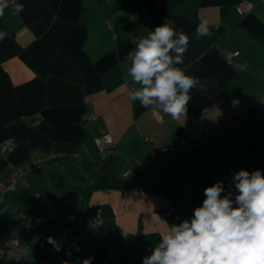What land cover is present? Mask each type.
I'll return each instance as SVG.
<instances>
[{
    "label": "crops",
    "instance_id": "1",
    "mask_svg": "<svg viewBox=\"0 0 264 264\" xmlns=\"http://www.w3.org/2000/svg\"><path fill=\"white\" fill-rule=\"evenodd\" d=\"M241 1L254 8L239 15L235 7ZM15 4H23V12L13 14ZM15 4L9 3L0 16L6 34L0 40V146L13 145L11 152L0 154V179L35 154L52 155L43 162L44 170L76 156L91 164L99 158L94 137L107 133L116 150L98 167L97 188L81 198L84 211L109 207L123 238L149 233L162 237L170 225L189 219L188 213L202 205L213 174L264 163V0ZM168 19L177 33L189 38L184 63L173 67L204 85L202 91L190 89L186 114L179 119L158 105L144 108L128 98V84L132 91L141 87L129 75L126 60L136 47L132 40ZM203 21L210 35L197 39V25ZM236 51L238 56L228 62L226 53ZM243 64L247 68L241 71L237 65ZM91 112L96 119L86 125L82 116ZM183 136L199 144L176 157L175 172L140 166L134 173L140 185L124 179L130 161L169 158L172 153L165 155L162 149ZM25 179L29 190L20 186L4 198L0 220L7 221L30 192L47 189L43 171L30 172ZM229 191L234 199L233 181ZM173 206L171 217H165ZM84 232L85 243L70 264L89 258L91 264H107L99 230L89 226ZM0 235L13 239L1 225ZM0 264L27 263L16 251L0 248Z\"/></svg>",
    "mask_w": 264,
    "mask_h": 264
},
{
    "label": "clouds",
    "instance_id": "2",
    "mask_svg": "<svg viewBox=\"0 0 264 264\" xmlns=\"http://www.w3.org/2000/svg\"><path fill=\"white\" fill-rule=\"evenodd\" d=\"M7 7L9 0H0V16ZM23 10V4H15L13 14ZM5 35L0 32V40ZM208 35V22L203 21L197 25L196 38ZM132 43L136 47L126 57L131 65L129 75L141 87L129 91V100H139L144 108L158 105L173 119L185 115L190 89L204 90L198 77L173 67L184 63L188 36L177 33L168 19ZM237 67L243 71L247 65ZM233 183L237 190L234 199L231 191L221 195L225 192L223 181L206 187L202 205L194 209L190 219L170 225L142 264H264V173L241 169L233 173ZM47 239L56 251L61 250L53 237ZM83 264H91V258Z\"/></svg>",
    "mask_w": 264,
    "mask_h": 264
},
{
    "label": "trees",
    "instance_id": "3",
    "mask_svg": "<svg viewBox=\"0 0 264 264\" xmlns=\"http://www.w3.org/2000/svg\"><path fill=\"white\" fill-rule=\"evenodd\" d=\"M2 31L3 24L0 19V32ZM103 161L99 157L90 164L78 157H72L64 161L59 168L44 170L43 167L38 170L43 171L47 176V189L30 192L28 198L20 201L15 208L16 213L19 210L24 211L30 218L26 233V240L30 245L29 253L24 252L20 255L21 262L36 264V259H38L43 264H70L71 259L81 251L85 243L84 230L89 227L96 210H100L101 224L97 229L101 243L106 249L107 264H140L145 256L151 254L150 250L161 241L157 233L123 238L117 233L114 217L109 207L101 205L84 211L81 198L97 188L95 177ZM139 167L134 168L130 177L136 174ZM262 168H264V163L241 169L252 172ZM177 169L176 160L170 157L159 171L170 174ZM241 169L213 174L211 185L216 181H223L225 192L221 195H224L233 181V173ZM125 180L128 181V179ZM137 184H141L139 177ZM20 186L10 189L0 199V205L8 194ZM21 187L29 190V187ZM192 214L193 211L189 212L187 217L190 219ZM79 235L84 237L83 241L78 240ZM50 236L60 245V251H56L53 245L48 243L47 238ZM77 248L79 251L76 250ZM69 251H71L70 256L67 254Z\"/></svg>",
    "mask_w": 264,
    "mask_h": 264
},
{
    "label": "built area",
    "instance_id": "4",
    "mask_svg": "<svg viewBox=\"0 0 264 264\" xmlns=\"http://www.w3.org/2000/svg\"><path fill=\"white\" fill-rule=\"evenodd\" d=\"M16 0H9L10 5H14ZM236 11L239 15H244L248 12H250L254 5L249 1H241L236 5ZM239 54L238 51L233 53H226V60L228 62H231L235 57H237ZM128 90L132 91V87L130 84L127 85ZM96 115L94 113H87L82 116V121L84 123H88V121L95 120ZM209 133V131L206 129L204 131V134ZM94 142L98 148L99 157L101 160H105L111 153H113L116 150V145L114 143V140L112 137L107 134H100L94 137ZM199 141L198 139H195L193 137H181L180 140L176 145H168L164 149H162V152L167 155L168 153H172L171 158H174L176 160V157L178 155L184 154L188 152L190 149L198 146ZM13 150V145H1L0 146V154H7ZM52 155L49 154H35V156L30 159L29 161H26L22 163L21 165L14 168L13 171H11L10 174H8L6 177L2 178L0 180V199L13 187L21 185L24 187H29L28 183L25 179V175L30 172H36L41 167L43 162L51 157ZM77 157V156H76ZM169 157V158H170ZM168 157L163 160H151V159H145V160H133L129 162L128 168L122 173V176L125 179H128V181L131 184H137V179L133 176L130 177V175L133 173L134 168L138 166H148L151 167L153 170H161L163 168V165L165 162L169 159ZM174 211V206L170 207L166 212H164V216L167 218L171 217V214ZM100 210H96L95 214L93 215V218L90 220V225L92 227H98L101 224L100 220ZM78 240L83 241L84 237L82 235L78 236ZM0 248L2 249H12L19 253L20 255L24 253L23 246L19 244L18 239H8L5 236L0 235Z\"/></svg>",
    "mask_w": 264,
    "mask_h": 264
},
{
    "label": "rangeland",
    "instance_id": "5",
    "mask_svg": "<svg viewBox=\"0 0 264 264\" xmlns=\"http://www.w3.org/2000/svg\"><path fill=\"white\" fill-rule=\"evenodd\" d=\"M37 173V172H36ZM30 218L24 211L11 212L7 221L0 220V225L5 229L7 235L13 239H18L19 244L26 251L29 249V243L26 240V233L29 227ZM10 239V238H9ZM75 260V259H74ZM36 264H43L36 259Z\"/></svg>",
    "mask_w": 264,
    "mask_h": 264
}]
</instances>
